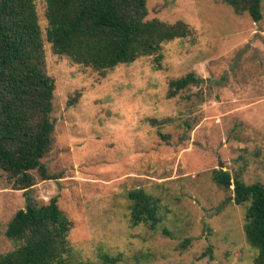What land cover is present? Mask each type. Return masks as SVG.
I'll use <instances>...</instances> for the list:
<instances>
[{
    "label": "rangeland",
    "instance_id": "1",
    "mask_svg": "<svg viewBox=\"0 0 264 264\" xmlns=\"http://www.w3.org/2000/svg\"><path fill=\"white\" fill-rule=\"evenodd\" d=\"M35 4L55 82L54 146L43 163L56 179L32 172V195L58 198L75 253L93 264H103L100 254L128 264H253L248 204L228 202L232 192L212 172L264 185V1L254 23L219 0H147V20L183 22L192 35L164 45L160 70L145 57L104 75L52 52L46 0ZM190 73L205 82L169 98L170 82ZM138 189L157 201L156 230L131 224ZM25 206L24 190L0 170V255L14 250L5 231Z\"/></svg>",
    "mask_w": 264,
    "mask_h": 264
},
{
    "label": "trees",
    "instance_id": "2",
    "mask_svg": "<svg viewBox=\"0 0 264 264\" xmlns=\"http://www.w3.org/2000/svg\"><path fill=\"white\" fill-rule=\"evenodd\" d=\"M219 1L238 16L248 14L254 23L263 19L264 0ZM147 16V0H46V38L55 55L102 75L145 57H153L160 70L164 45L190 37L193 30L183 22L169 24ZM45 66L35 0H0V170L16 190H24L26 198L25 208L13 216L5 231L15 248L0 255V264H93L72 248L73 225L59 208L58 198L44 202L32 195L37 184L32 172L43 181L56 179L43 163L54 146L56 126L55 82ZM204 82L193 73L173 80L168 97ZM212 178L232 192L228 202L248 204L245 237L257 252L253 264H264V185L246 184L223 170H214ZM129 199L131 224L156 230L161 223L157 201L143 189L130 192ZM163 233L169 235L166 229ZM99 258L103 264H128L122 255L100 254Z\"/></svg>",
    "mask_w": 264,
    "mask_h": 264
}]
</instances>
